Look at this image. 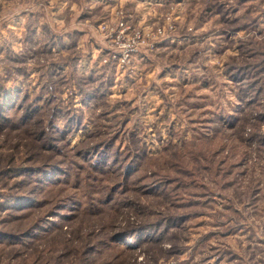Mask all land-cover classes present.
Segmentation results:
<instances>
[{
  "label": "rangeland",
  "instance_id": "1",
  "mask_svg": "<svg viewBox=\"0 0 264 264\" xmlns=\"http://www.w3.org/2000/svg\"><path fill=\"white\" fill-rule=\"evenodd\" d=\"M0 264H264V0H0Z\"/></svg>",
  "mask_w": 264,
  "mask_h": 264
}]
</instances>
